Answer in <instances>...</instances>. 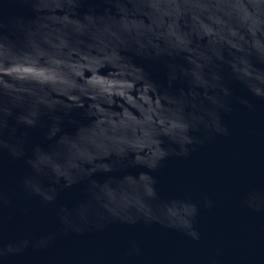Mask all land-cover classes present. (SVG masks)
<instances>
[{"label": "water", "instance_id": "obj_1", "mask_svg": "<svg viewBox=\"0 0 264 264\" xmlns=\"http://www.w3.org/2000/svg\"><path fill=\"white\" fill-rule=\"evenodd\" d=\"M0 264H264V0H0Z\"/></svg>", "mask_w": 264, "mask_h": 264}]
</instances>
